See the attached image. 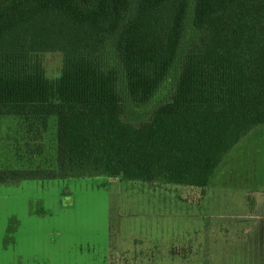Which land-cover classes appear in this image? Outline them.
Listing matches in <instances>:
<instances>
[{"label":"trees","instance_id":"16d2710c","mask_svg":"<svg viewBox=\"0 0 264 264\" xmlns=\"http://www.w3.org/2000/svg\"><path fill=\"white\" fill-rule=\"evenodd\" d=\"M60 53L49 80L41 55ZM168 98L144 108L165 81ZM56 123L51 168L21 180L119 178L206 188L264 125V0H0V117Z\"/></svg>","mask_w":264,"mask_h":264},{"label":"rangeland","instance_id":"374dc122","mask_svg":"<svg viewBox=\"0 0 264 264\" xmlns=\"http://www.w3.org/2000/svg\"><path fill=\"white\" fill-rule=\"evenodd\" d=\"M41 59L45 76L59 77L61 54ZM55 158L54 118L43 129L0 117V169L51 168ZM0 264H264V125L203 189L106 177L0 184Z\"/></svg>","mask_w":264,"mask_h":264}]
</instances>
